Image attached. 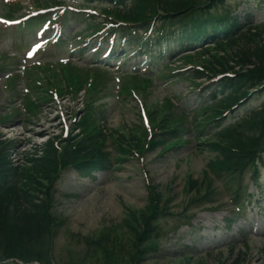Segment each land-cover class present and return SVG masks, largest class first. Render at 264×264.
<instances>
[{"label":"rangeland","instance_id":"374dc122","mask_svg":"<svg viewBox=\"0 0 264 264\" xmlns=\"http://www.w3.org/2000/svg\"><path fill=\"white\" fill-rule=\"evenodd\" d=\"M243 10H252V6L244 4ZM256 23L264 22V2L259 12H255ZM247 44L239 48V42L224 54H229L230 71L245 70L252 74L264 75V35L250 30ZM11 39L6 36L0 41V52L8 51ZM240 51V52H239ZM224 61L223 53H215ZM23 79L20 80L22 88ZM0 77V114L8 110L11 102L19 103L17 98L2 87ZM180 85H172L161 91L152 93L151 100L161 102L169 98ZM68 112V110H66ZM51 114L43 113L37 119L24 126L21 118L12 120L11 124L0 125V133L15 139V149L11 162H22L24 153L30 154L41 147L47 138L59 130H55L57 119ZM131 116V115H130ZM54 119L51 121V119ZM118 126L116 124L115 128ZM30 131V133H29ZM32 131V133H31ZM36 135V136H35ZM43 135V136H38ZM187 165L170 160H157L154 154L145 155L143 162L130 159L118 168L96 171L91 175L76 174L72 170L65 172L57 183L53 200H50V213L54 226L52 229V257L56 264H264V218H260L259 207L246 208L249 220L254 218L258 227L254 230L245 225L242 215L236 217L231 225V247L218 242L222 238L220 228L223 224L217 219L202 216L206 229L196 224L194 230L181 235L164 237L156 248L140 233L143 218L146 215L147 196L145 182L154 183L157 193H163L164 187L171 185L176 199L172 205L174 211H182L185 200L180 195L184 179L192 177L197 185L195 194L204 191L208 181L202 179L201 169L204 158L186 154L180 155ZM220 184V183H219ZM215 193L222 205H229L230 195L224 184H213ZM40 197L44 194L39 193ZM159 195V194H158ZM167 194L163 195V197ZM195 196V195H194ZM230 206V205H229ZM260 206H264V194L260 198ZM231 212V207L228 208ZM189 212H194L190 210ZM229 215V214H228ZM256 232V233H255ZM260 232L262 234L257 235ZM181 235V236H180ZM180 236V237H178ZM148 238V237H147ZM177 239V240H175ZM229 240V239H228ZM85 241L87 244H85ZM191 246V247H187Z\"/></svg>","mask_w":264,"mask_h":264},{"label":"trees","instance_id":"16d2710c","mask_svg":"<svg viewBox=\"0 0 264 264\" xmlns=\"http://www.w3.org/2000/svg\"><path fill=\"white\" fill-rule=\"evenodd\" d=\"M242 126L250 137L255 131L261 132L264 108ZM234 136L243 140L242 136ZM55 154L48 151L44 159L27 160L28 164L12 167L6 150L0 146V263L13 260L22 264H52L54 222L50 186L58 166L64 162Z\"/></svg>","mask_w":264,"mask_h":264}]
</instances>
